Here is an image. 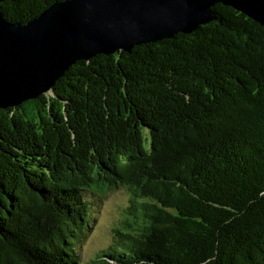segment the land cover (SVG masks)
Masks as SVG:
<instances>
[{"label": "trees", "instance_id": "obj_1", "mask_svg": "<svg viewBox=\"0 0 264 264\" xmlns=\"http://www.w3.org/2000/svg\"><path fill=\"white\" fill-rule=\"evenodd\" d=\"M55 1L0 11L25 24ZM213 8L0 108V264H264V26ZM119 188L125 220L85 263L95 200Z\"/></svg>", "mask_w": 264, "mask_h": 264}, {"label": "water", "instance_id": "obj_2", "mask_svg": "<svg viewBox=\"0 0 264 264\" xmlns=\"http://www.w3.org/2000/svg\"><path fill=\"white\" fill-rule=\"evenodd\" d=\"M219 3L264 26V0H61L25 24L0 11V108L52 90L80 60L191 33Z\"/></svg>", "mask_w": 264, "mask_h": 264}, {"label": "rangeland", "instance_id": "obj_3", "mask_svg": "<svg viewBox=\"0 0 264 264\" xmlns=\"http://www.w3.org/2000/svg\"><path fill=\"white\" fill-rule=\"evenodd\" d=\"M144 137L145 148L149 150L150 140L146 128ZM129 203L130 194L125 188L112 191L101 201L95 200L93 213L96 216L93 227L79 245L83 262L92 261L100 251L114 242V229L122 226Z\"/></svg>", "mask_w": 264, "mask_h": 264}]
</instances>
